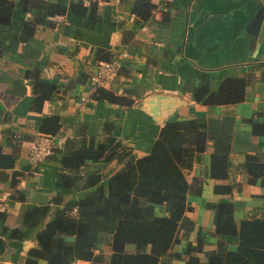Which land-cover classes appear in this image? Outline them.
Masks as SVG:
<instances>
[{"label":"crops","instance_id":"1","mask_svg":"<svg viewBox=\"0 0 264 264\" xmlns=\"http://www.w3.org/2000/svg\"><path fill=\"white\" fill-rule=\"evenodd\" d=\"M15 1L18 5L10 23L0 27V150L14 159L13 167L0 168V196H5V210L0 212L4 242L0 264H25L28 251L36 245L39 226L21 224L26 210L51 204L47 217L51 219L64 203L85 195L83 178L71 191L59 184V154L30 167L29 145L41 134V120L51 115L60 117L57 133L65 139L76 137L82 127V134L102 139L110 122L111 131L131 148L134 157L149 152L167 120H229L233 164L227 181L234 188L229 195L214 193L219 181L209 176V141L201 161L187 174L190 182L195 177L202 180L200 194L187 197L192 209L186 216L194 228L186 236L180 233L181 240L173 250H181L186 241L194 242L198 232L206 241L204 251L214 249V211L206 206L208 202L230 198L236 221L264 216L261 179L248 182L240 168L246 153H259L264 161V136L251 132L252 122L264 123V16L255 42L246 30L258 3L264 8V0H150L154 8L147 21L134 14L136 0H102L90 8L79 0H45L61 12L47 16L27 39L23 22L34 18L35 9L30 4L22 7L24 0ZM122 51L128 57L121 60L117 79L106 88L126 95L132 105L98 104L92 98V77L101 61ZM35 68L41 81L56 85L39 108L34 106L36 93L26 75ZM225 78L245 81L243 100L207 106L192 99L193 88L206 84L215 91ZM82 95L85 101L80 99ZM119 167L115 162L88 163L80 173L100 169L108 174ZM59 194L62 201L57 204L53 199ZM16 229L23 233L21 238H12ZM95 252L106 259L110 247L104 244ZM200 258L205 259L203 253ZM181 263L180 258H172V264ZM36 264L45 262L38 259ZM73 264L89 262L76 260Z\"/></svg>","mask_w":264,"mask_h":264},{"label":"trees","instance_id":"2","mask_svg":"<svg viewBox=\"0 0 264 264\" xmlns=\"http://www.w3.org/2000/svg\"><path fill=\"white\" fill-rule=\"evenodd\" d=\"M27 4L35 12L34 18L23 22L25 39L47 16L61 12L45 0H24L22 7L27 8ZM17 5L15 0H0V27L10 23ZM153 8L150 0H136L133 12L147 21ZM38 73V68L26 72L36 93V108L56 89L55 84L41 81ZM244 89L242 78H225L215 91L206 84L193 88L191 97L207 106L231 105L243 100ZM92 98L98 104L106 101L130 106L133 102L105 87L96 88ZM61 125L59 116H47L41 120L39 131L56 134ZM106 125L108 133L102 139L82 134V127L76 137L66 139L63 147L55 151L62 168L59 184L71 191L83 178L81 188L86 192L83 197L64 203L51 219H47L51 204L35 205L25 211L21 224L28 228L39 226L36 245L28 251L25 264H36L38 259L45 264H73L76 260L89 264H172L174 257L180 258L181 264H264V216L252 215L236 221L230 198L206 203L214 211V249L204 251L206 241L198 232L194 242L186 241L181 250H173L181 240L180 233L186 236L194 228V222L186 216L192 209L187 197L200 194L202 180L195 177L190 182L187 174L201 161L209 141V176L219 181L213 187L214 193L229 195L234 188L227 181L233 164L229 120H167L149 152L141 157L132 155L131 148L111 131L110 122ZM251 132L253 136H264V123L252 122ZM112 162L120 167L108 174L100 169L80 173L88 163ZM13 165L11 155L0 150V168ZM240 168L248 182L261 179L264 186V161L259 153H246ZM12 183L15 185L16 181ZM53 200L61 203V194ZM11 236L21 238L23 233L16 229ZM104 244L110 247L106 259L95 252Z\"/></svg>","mask_w":264,"mask_h":264},{"label":"built area","instance_id":"3","mask_svg":"<svg viewBox=\"0 0 264 264\" xmlns=\"http://www.w3.org/2000/svg\"><path fill=\"white\" fill-rule=\"evenodd\" d=\"M102 0H79L80 4L84 7L90 8L95 3ZM132 14V19L134 18ZM126 51L120 52L115 57L103 60L98 64V68L92 77V91L98 87H109L117 79L121 67V60L127 58ZM82 101L86 100L84 95L80 98ZM65 138L56 134H40L36 140L29 145L28 155L30 167L35 168L44 162L47 158L51 157L56 150L63 147ZM5 196H0V212L5 210ZM75 212L73 209L72 213Z\"/></svg>","mask_w":264,"mask_h":264},{"label":"water","instance_id":"4","mask_svg":"<svg viewBox=\"0 0 264 264\" xmlns=\"http://www.w3.org/2000/svg\"><path fill=\"white\" fill-rule=\"evenodd\" d=\"M263 16H264V8L262 4L258 3V10L256 14L249 20V22L246 25V30H248L250 34H252L253 36L252 42H255V36L258 33ZM3 248H4V242L0 237V250H2Z\"/></svg>","mask_w":264,"mask_h":264},{"label":"rangeland","instance_id":"5","mask_svg":"<svg viewBox=\"0 0 264 264\" xmlns=\"http://www.w3.org/2000/svg\"><path fill=\"white\" fill-rule=\"evenodd\" d=\"M157 212H158V209H157Z\"/></svg>","mask_w":264,"mask_h":264}]
</instances>
